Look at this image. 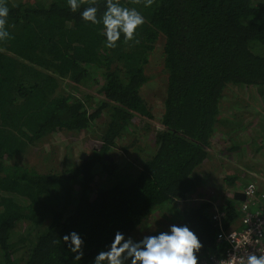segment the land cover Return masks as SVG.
<instances>
[{
    "label": "trees",
    "instance_id": "obj_1",
    "mask_svg": "<svg viewBox=\"0 0 264 264\" xmlns=\"http://www.w3.org/2000/svg\"><path fill=\"white\" fill-rule=\"evenodd\" d=\"M103 2L96 0L100 12ZM7 3L13 38L0 42V264H91L117 230L139 238L158 211L171 217L157 228L186 223L203 242L201 259L220 255L218 234L238 226L241 201L226 200L218 224L198 191L213 160L228 169L241 152L242 116L226 104L233 89L264 97V0H153L148 8L122 0L145 23L113 49L67 0ZM155 51L164 84L160 101L149 103L142 91L157 76L146 72ZM156 107L158 128L149 127ZM255 113L259 135L245 145L264 159V116ZM78 139L100 145L74 157L68 148ZM216 145L219 158L210 153ZM62 149L58 170L50 163ZM256 195L264 206V194ZM71 231L84 240L80 262L63 242Z\"/></svg>",
    "mask_w": 264,
    "mask_h": 264
},
{
    "label": "clouds",
    "instance_id": "obj_2",
    "mask_svg": "<svg viewBox=\"0 0 264 264\" xmlns=\"http://www.w3.org/2000/svg\"><path fill=\"white\" fill-rule=\"evenodd\" d=\"M84 2L85 0H67V5L71 12H79L82 21L100 26L104 47L108 49L115 48L122 38L124 42L133 41L137 29L145 23L144 15L135 7L125 6L122 0H104L102 12L96 0H88V6L80 10ZM142 2L143 6L148 8L153 0ZM9 14L7 0H0V42L13 38L7 28ZM216 210L222 211L215 209L212 215ZM222 218L214 222L222 224ZM137 231L139 238L117 230L111 242L95 254L91 264H202L203 242L188 224L169 223L164 228H155V231ZM63 242L69 252L75 254L73 260L80 262L84 255V240L81 235L71 231L63 237ZM228 255L232 264H264V254L250 246L246 253L241 254L239 249L235 248L231 249Z\"/></svg>",
    "mask_w": 264,
    "mask_h": 264
},
{
    "label": "rangeland",
    "instance_id": "obj_3",
    "mask_svg": "<svg viewBox=\"0 0 264 264\" xmlns=\"http://www.w3.org/2000/svg\"><path fill=\"white\" fill-rule=\"evenodd\" d=\"M158 59H159L158 53L155 51L150 57V60H149L150 62L148 63V68L146 70L147 75H152L153 77H155L157 75L156 78L151 83V85L147 84L142 91V94L146 97V100L149 103L150 102L151 103H153V102L157 103L160 101V97H159L160 95L157 92L159 89L163 88V84H164L163 76L159 75V67L157 66ZM63 84H65V82H63ZM233 94L235 96L228 98L226 100V104L231 106L234 103L231 107H235L234 109H238L240 111V115L242 116V120H243L241 123V126L239 128V132H241L240 136H239V138H240L239 140L242 143V144H240V151L241 152H240V154H238V156L234 157L235 160H232L235 164H237L238 162H240V160L249 159V157L251 155V152L246 153V151H247L246 146H245L246 149L243 151V145H245L244 143H246L245 139L247 141H249L250 139L254 138V136H253L254 134H257V136L259 135L257 132L256 124H255V120L258 119V117L256 115L257 113H255V111L259 112V114L264 116V101H263L264 97H259L258 92L255 89L234 88ZM235 97H237L236 102H234ZM158 110H159V108H157V107L155 109H153V112H154L156 119L152 120L151 122H148L149 127L158 128V126H157V118L159 116ZM226 112H227V114L232 115L231 110H226ZM140 132H142V131H140ZM217 136L223 137L222 135H217ZM258 139L260 141L261 136L258 137ZM224 141L227 142L228 138L225 137ZM99 145H100V143L98 141H94L93 139H90V141H87L86 144H84L83 142H81L80 139H78L69 147L70 149L68 148V150L71 153H73L74 157H76L78 155H80V156L86 155V153H88L92 147L95 148V147H98ZM117 151L118 150H116V152ZM62 152H63V149L61 150L60 155L58 157L51 158V163H50L51 167L58 169V170L61 169L62 163L64 161V159L62 158V154H63ZM119 153H121V151ZM210 153L216 154V156H220V157L223 156L221 154V148L219 146L217 147V145L210 151ZM126 158H127L126 154L121 153L120 159L123 161ZM260 159L261 158L254 155V157L252 156V158L250 160H252L254 163L259 162L264 166V159H261V161H260ZM121 160H118V161L120 162ZM233 167H231L229 172L233 171ZM209 177L211 180H205L203 182V185L200 187V190L202 192H205V194H206V191L211 192L212 188H216L214 183H216V185H217V183H219V182L214 180V177H216V175L210 174ZM220 182H221V180H220ZM260 182H261V180H260ZM249 183H254L256 188H257V193H261V191L257 187V182L255 180L252 181V180H248V179H242L240 181V184L236 185V187H235L236 191H241ZM232 190L233 189H231V191ZM213 192H214L213 195H210L209 197L213 198L214 200H221V201L225 200L226 195L228 193H230V191L227 188H224L222 184H221L220 190H217V191L214 190ZM258 199L260 200L259 197H258ZM195 200H197V198L192 200V202H191L192 205H194L196 203ZM176 204H178V203H176ZM168 217H171V215L166 216L163 212H160V211L155 212V214L152 215L151 218L149 219V222L146 223L148 225H146L145 227L144 226L141 227L140 230L147 229V227L152 228V229L157 228L158 227V225H157L158 220L161 223L162 221H164V218L169 219ZM138 236H139V233L137 231L135 233V237H138Z\"/></svg>",
    "mask_w": 264,
    "mask_h": 264
},
{
    "label": "built area",
    "instance_id": "obj_4",
    "mask_svg": "<svg viewBox=\"0 0 264 264\" xmlns=\"http://www.w3.org/2000/svg\"><path fill=\"white\" fill-rule=\"evenodd\" d=\"M238 192L244 198L241 199L240 204L242 216L239 219V226L219 232L217 240L224 244L222 253L201 259L202 264H232L228 253L235 248L243 254L250 246L264 254V223H262L264 222V206L256 195L257 188L254 183H249ZM222 216V211L216 210L212 218L214 221H220Z\"/></svg>",
    "mask_w": 264,
    "mask_h": 264
},
{
    "label": "crops",
    "instance_id": "obj_5",
    "mask_svg": "<svg viewBox=\"0 0 264 264\" xmlns=\"http://www.w3.org/2000/svg\"><path fill=\"white\" fill-rule=\"evenodd\" d=\"M245 146L248 149L247 145H245ZM248 152L249 151L247 150L246 153H248ZM252 155L253 154L250 155L249 159H243V160H240V162H238L237 164H232L234 167H233V171L231 170L232 172H230V173H228V172L231 169V167L228 168V169H225L224 168V163L220 162L217 159L213 160L212 165L207 166L206 169H207V171L210 174L216 175V177H214V180L219 182V183H217V185H216V183H214L216 188H212L211 192L206 191V194H205V192H202L199 189L198 195H200L201 197L202 196L204 197L200 201H209L213 205V211L215 209H222V205L225 204L226 200L234 199L235 197H237V195H236L237 191H236L235 187H236V185L240 184V181L243 179L242 176H244V175L246 177L253 176L255 178L256 182H257L258 189L264 194V166L261 163L256 162V164L261 166L260 168L251 169V168L247 167L248 165H252L254 163L252 160H250L252 158ZM216 158H219V156H216ZM260 161H261V159H260ZM226 173L228 175L232 174L234 176V179H235L234 180V185L232 184V185L229 186V185L226 184V182H224L222 180L224 178L223 175L226 174ZM260 173H262V174H260ZM206 180H211V179H210V177H208V178H206ZM220 180H221V182H220ZM260 180H261V182H260ZM221 184L223 185L224 188H227L230 191V193H228L226 195L225 200L221 201V200H214L213 198H210L209 196L213 195V193H214L213 191L214 190H216V191L220 190ZM231 189H233V190L231 191ZM238 200L241 201L239 198H238ZM240 212H241V210H240ZM241 216H242V212H241ZM241 216L239 218H241ZM238 226H239V223H238ZM206 258H208V257H206Z\"/></svg>",
    "mask_w": 264,
    "mask_h": 264
},
{
    "label": "water",
    "instance_id": "obj_6",
    "mask_svg": "<svg viewBox=\"0 0 264 264\" xmlns=\"http://www.w3.org/2000/svg\"><path fill=\"white\" fill-rule=\"evenodd\" d=\"M82 156H84V155H82ZM236 195H237V197H238L239 199H244V198H243V195H242L241 193L237 192Z\"/></svg>",
    "mask_w": 264,
    "mask_h": 264
}]
</instances>
